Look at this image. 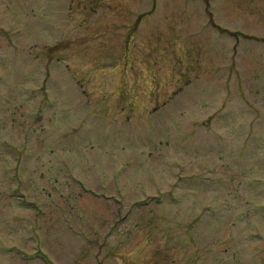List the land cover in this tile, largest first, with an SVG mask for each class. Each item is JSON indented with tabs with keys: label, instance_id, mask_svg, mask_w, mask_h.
I'll list each match as a JSON object with an SVG mask.
<instances>
[{
	"label": "rangeland",
	"instance_id": "rangeland-1",
	"mask_svg": "<svg viewBox=\"0 0 264 264\" xmlns=\"http://www.w3.org/2000/svg\"><path fill=\"white\" fill-rule=\"evenodd\" d=\"M0 264H264V0H0Z\"/></svg>",
	"mask_w": 264,
	"mask_h": 264
}]
</instances>
